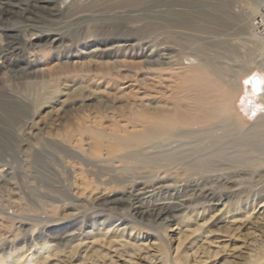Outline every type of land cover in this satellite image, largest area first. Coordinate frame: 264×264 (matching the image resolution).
Listing matches in <instances>:
<instances>
[{"label":"bare ground","instance_id":"obj_1","mask_svg":"<svg viewBox=\"0 0 264 264\" xmlns=\"http://www.w3.org/2000/svg\"><path fill=\"white\" fill-rule=\"evenodd\" d=\"M66 1L0 0V24L4 27L0 26L5 38L0 44V114L12 125L6 126L0 118V152L21 145L24 162L44 163L41 149H57L73 158L61 159L69 173L70 188L65 193L69 201H65L63 192L52 187L47 178L44 180L48 187V195L44 197L56 198L39 209L45 224L65 229L79 216L90 220L91 215L108 203H124L130 206L126 216L132 218L131 225L128 229L116 228L113 234L125 237L124 231L128 234L134 229L133 239L137 241L141 240L140 218H166L181 211L180 208H190L189 212L198 217V206L203 215L214 200L225 197L230 203L217 209L221 211V217L228 218L227 214L232 212L229 217H238L242 222H248L249 227L262 228L259 218L251 222V216L259 202L260 206L264 205L263 198L256 201L264 196L263 181L257 182L262 189L253 190L251 195H243L238 186L246 174H256L257 178L258 170L264 168V111L248 129L240 132L237 126L242 124L243 116L242 110L237 108L247 109L253 104L264 110V60H260L256 69L246 73L236 85L233 70L218 64L215 56L207 51L205 53L203 44L190 47V36H198V32L206 30V25L197 18L202 14L198 10L215 4L218 9L223 8L232 0H89L88 3L71 0L63 9L62 4ZM150 6L164 7L165 17L137 31L176 29L178 36L171 38L173 44L186 51L194 49L192 55L188 53L193 57L185 58L188 62H184L181 54L172 53L170 45L159 49L141 46L144 51L139 52L126 34L116 31L123 19L117 12L125 8L143 10ZM183 8L191 10L185 12ZM86 10L94 14L117 13V24L112 26V31L108 28L102 34H97V26L86 30L97 38H82L72 48L71 38L66 33L61 35L53 31L36 35V40L29 44L25 41V46L18 42V35L26 27L41 30L44 23L53 22L62 13ZM222 10L218 18L233 19V15ZM250 10L253 12L254 8ZM259 15L264 17V9ZM254 28L260 36L264 34V19H260ZM86 38L93 41L86 42ZM260 46L261 49L255 48L262 55L264 43ZM196 53H204V58L197 57ZM22 76L30 79L29 89L33 91V105L29 110L27 102L22 101L23 96L20 97L11 84L13 78ZM253 76L260 79L258 89L250 82ZM33 106L44 110L39 113L38 120L25 129V112L28 110L30 115ZM12 130L17 132L21 143ZM164 179L175 184L184 181L187 192L174 198L170 196L176 199L175 202L152 205L126 193L131 184H149ZM189 180L191 183L185 182ZM20 188L31 202L35 201L27 179H22L19 187L12 174L0 173V203L4 198L10 199L14 206L12 216L16 219L8 223L0 215V242L12 237L11 251H5L0 244V264H49L52 251L65 250L73 256L83 238L97 234L104 237L108 233V229L93 233L79 227L78 232L61 229L60 233L41 232L32 237L38 225L33 216H37L38 209L25 206ZM188 192L193 197L186 196ZM255 195L258 196L254 200ZM136 202L140 203L135 205ZM58 208L66 210L57 213ZM221 217L213 224L217 225ZM186 218L191 217L183 216L178 222ZM197 227L207 232L203 226ZM165 230L162 228V232L153 234L162 261L190 264L187 252L179 250L181 241L175 253L170 252ZM28 233L32 237L30 243L21 239L15 241ZM76 240L79 241L74 244ZM257 242L249 250L245 264H264V237ZM127 243L139 248L129 240Z\"/></svg>","mask_w":264,"mask_h":264},{"label":"rangeland","instance_id":"obj_2","mask_svg":"<svg viewBox=\"0 0 264 264\" xmlns=\"http://www.w3.org/2000/svg\"><path fill=\"white\" fill-rule=\"evenodd\" d=\"M88 1L89 0H86L85 2L88 3ZM70 2L71 0H67L63 3V9ZM85 2H83V4ZM161 7L162 6H150L145 7L143 10H139L138 8H125L120 10L117 13H119L123 19L119 22L120 24L118 23L116 26V31L119 34H126L139 52H141V50L144 51L148 46H152L151 49H159L160 46L170 45L172 47V53L181 54L180 56L184 58V62H188L185 58L192 55L194 49L191 48L186 51L185 48L173 44L171 38L178 36L176 29L156 30L155 28H149L144 33H139L137 31V29L144 26L158 23L159 19L164 18L166 15V9ZM251 7L254 8L253 12L250 10ZM221 8L222 7L220 6L219 10L218 5L215 4L210 5V7H207L206 9L198 10L202 14L197 16V18L201 20L200 23L202 25H206V30L198 32V36H190V47L203 44L205 46V53L207 51L208 54L215 56V60L218 64L233 70L232 78L235 81V84L239 85L243 76L252 69L255 70L257 64L264 60V53L261 55L260 53L262 52L259 53L258 51V49H261L260 45L264 43V34H262L261 37L259 32H256L253 24L254 19L259 17V14L262 13L264 9V1L249 0L248 2L247 0H232L227 6L222 8L223 10ZM183 10L188 12L191 9L183 8ZM221 10L229 12L233 15V19L229 21L228 19L226 20V18H218L220 17ZM116 14L109 15L108 13L102 14L99 12L94 14V12L87 10L82 13L81 11H75L69 14L62 13V15L56 17L53 22L44 23L41 30H38L39 28L36 27L24 28L23 32H20L18 35V42L23 45L26 41L25 43L29 44L36 40V35L53 31L61 35L66 33V35L71 38L69 43L71 44L70 48H72L75 43L80 42L79 40H83L82 38H97L94 34L87 33L88 30L94 26L98 27L97 34L105 33L108 28L112 31V26L117 24V22H115L117 21L115 19ZM209 15L211 16V19ZM220 19L222 20L220 21ZM218 20L219 22H217ZM0 25L4 27V24ZM2 26H0V44L5 41ZM23 33L25 34L26 40L23 38ZM101 37L105 36H100V38ZM89 38H86L84 41L87 42ZM88 41H93V39ZM26 44H24V46ZM141 46H144V49H142ZM255 46L258 47V49L255 48ZM73 49L75 50L77 48L75 47ZM196 54L198 55L197 57L204 58V53ZM14 80L17 82L13 83ZM29 80L30 79L26 76L15 77L11 80L12 86L19 92V96H23L22 101L24 99L27 102L28 110L33 105V91L30 90ZM238 88L239 87L237 86V89ZM259 108V106H253V104H249L247 109H241V107L237 108V110H242L241 114L243 116V119L241 118L242 124L237 126L238 131L240 130V132H242L243 129H248L249 126L252 125V122L263 113L264 110ZM28 110L25 112V116L27 115V117L23 120L25 121L23 126L25 129L32 124L31 122L38 120V115L44 110V108H36L33 106L30 115H28ZM0 118L5 121L6 126L8 125L10 127L11 124L8 123L4 116L0 114ZM12 131L13 135H15L21 143V139L18 137L17 132L15 133V130ZM20 143L18 144L20 145ZM20 149L21 145L20 147L16 145L9 151H4V153L2 151L0 152V173L12 174L14 182L18 184L19 187L22 179H27L30 182L31 189L33 190V199L35 201L31 202L30 198L25 195V191L22 190V188L19 189V192H21V197L25 200V206H27V208L29 207L33 210L38 209L36 211L37 216H33V218L37 219L38 225L31 234L32 237L41 232L48 235L60 233L61 229L62 231L74 229L75 232H78L77 228L79 227H82L85 232L91 231L93 233H97L99 230L103 232V230L108 229V233L104 237L103 235L97 234L92 238H83L78 251L73 256H71L72 254H66L64 252L65 250L52 251V256H49V262H47L49 264H166L162 261L161 256H159L157 252V239L153 237V234L156 235L159 234V232H162V228H166L165 239L170 246V252L175 253L178 242L181 241L182 245L179 247V250L187 252L190 264H245V261L248 258L247 255L250 253L249 250L254 245H257L259 239L264 237V212H262L264 210V205L260 206L259 202L251 216V222L254 221L256 217L259 218V223L262 225V228L249 227L250 224L248 222H242L238 217H229L232 215V212L227 214L228 218L224 219V217H221V211H218L217 209L230 203L228 202V198L225 197H222L221 200H214L212 207L207 209L203 215H201L202 209L198 206V217H194V214L192 215V213L189 212L190 208H180L181 211L166 218H148L144 216L139 219L138 216L137 220L139 219L138 221L141 223V229L139 231L141 232V240L137 241L133 239V237H135L134 232L136 231L134 229L129 231L128 234L124 231L123 236L125 237H119L116 236L115 233L113 234L114 229H128L127 226L131 225L132 218L130 219V216H126L129 213L128 207L130 206L129 204L124 203H119L117 205L108 203V205L102 207L101 211L98 213L95 212L91 215L93 217L90 216V220L88 219L87 221L79 216L70 221L67 226H65V229L55 226L48 227L47 224H45L44 217L39 213V209L46 206V203H53L52 199L56 198L52 197L50 199L44 197L45 195H48V187L44 180L47 178L52 187L58 188L63 192V198L65 201H69L68 197H66L67 195L65 196V193H67L70 188V182L68 179L69 173L63 167L61 159L64 160L66 158L73 160V158H68L67 154L62 151L57 152V149H41L39 152L41 151V154H43L44 163H38L31 160L24 162V160L21 159ZM247 171L250 172V170ZM259 173H263L261 174L262 176H260ZM230 175H233V173H230ZM249 175L251 177L246 174L242 184H240L241 186H238L240 187V190L243 191V195H251L253 190H257L256 192H258V190L260 191L262 185H257V182L263 181L264 183V168L258 170V179L256 178V174ZM260 177H262V180ZM181 182L182 183L175 184L172 180L164 179L149 184L147 182L134 183L127 188L126 193L127 195H130V197H138L144 204H146V202L149 205L155 203H171L176 201V199H171V197L174 198L179 195H185V192L188 190V188H185L187 184H184V181ZM185 182L191 183L190 180ZM188 194L193 197L191 192H188L186 196ZM257 196L258 195L254 196V200ZM261 196L256 199L257 202L264 199V196ZM253 201L251 203H253ZM139 203L140 202H136L135 205ZM60 210L66 209L58 208L57 213H59ZM13 212L14 206L12 201L8 198H4L0 203V215L4 216L3 218L6 222L13 223L16 221L12 216ZM183 216L191 218H186L182 222H178ZM219 217H221V221L217 225H214L213 223L215 219H219ZM230 222L232 223L230 224ZM199 225L203 226L207 232L199 230L197 227ZM226 230L227 232H225ZM31 236H29L28 233L23 239L22 237H18L15 241L21 239V241L30 243ZM185 236H187V238H185ZM78 237L81 238L82 236L79 235ZM6 240L8 241H2L0 244L2 243L1 246L3 245L5 251H11L10 244L12 237ZM128 240L131 243L138 244L139 248H134L130 243H127ZM78 241L79 240H76L73 243H78Z\"/></svg>","mask_w":264,"mask_h":264},{"label":"water","instance_id":"obj_3","mask_svg":"<svg viewBox=\"0 0 264 264\" xmlns=\"http://www.w3.org/2000/svg\"><path fill=\"white\" fill-rule=\"evenodd\" d=\"M250 82L255 89H258L260 87V79L258 76H253Z\"/></svg>","mask_w":264,"mask_h":264},{"label":"built area","instance_id":"obj_4","mask_svg":"<svg viewBox=\"0 0 264 264\" xmlns=\"http://www.w3.org/2000/svg\"><path fill=\"white\" fill-rule=\"evenodd\" d=\"M260 19H264L263 15H262V16L260 15L259 17H256V18L254 19V21H253V24L256 25L257 22L260 21Z\"/></svg>","mask_w":264,"mask_h":264}]
</instances>
